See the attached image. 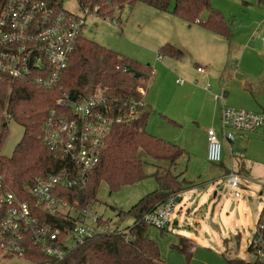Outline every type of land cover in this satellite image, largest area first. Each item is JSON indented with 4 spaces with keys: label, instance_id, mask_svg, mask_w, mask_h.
<instances>
[{
    "label": "built area",
    "instance_id": "obj_1",
    "mask_svg": "<svg viewBox=\"0 0 264 264\" xmlns=\"http://www.w3.org/2000/svg\"><path fill=\"white\" fill-rule=\"evenodd\" d=\"M61 1L60 5L45 0L0 1V83L8 78L52 89L60 83L87 17L107 20L116 29L121 25L123 6H113L108 0H76L78 12L75 13L65 9ZM116 11L119 16L114 15ZM261 40L264 52V36ZM127 69V66L122 68L123 71ZM196 70L205 75L203 66H197ZM182 81L177 79V83ZM205 89L210 90L209 83ZM137 91L141 98L130 100L124 104L125 108L114 109L113 101L99 87L81 99L72 100L64 94L57 100V105L48 111L41 123L39 138L54 154L58 168L26 180L22 187L26 197L8 189L0 175V254L25 259L28 247L32 246L49 258L42 264H58L71 250L90 239L127 231L126 228H112L108 220L93 212L90 206L81 210L71 205L60 191L86 185L113 127L135 119L139 108L145 105L146 88L139 86ZM213 98L221 102L223 91L214 93ZM218 110L220 133L214 127L206 131V159L211 163L222 159L220 136L234 141L242 132L264 131L263 112L223 103ZM10 119L2 108L3 129H8ZM224 179L233 190L240 186L239 175L234 171ZM234 195L238 197L239 193L235 191ZM177 201V193L170 194L147 212L143 221L156 229H165L171 222ZM38 213L51 220L39 217ZM256 228L249 243V260L264 264L263 223H258Z\"/></svg>",
    "mask_w": 264,
    "mask_h": 264
},
{
    "label": "trees",
    "instance_id": "obj_2",
    "mask_svg": "<svg viewBox=\"0 0 264 264\" xmlns=\"http://www.w3.org/2000/svg\"><path fill=\"white\" fill-rule=\"evenodd\" d=\"M45 1L60 5V0ZM108 1L113 6H122L125 1L133 4L136 0ZM142 1L160 11L168 10V0ZM204 12L207 16L203 20L201 15ZM171 13L188 24L198 23L223 37L229 38L231 35V24L219 10L212 7L210 0H175ZM158 54L180 58L183 51L171 44H164ZM117 65L120 69L116 68ZM123 66H127V71L122 70ZM149 69L148 65L124 57L81 34L58 86L43 89L26 81H10L8 78L0 83V110L4 108L10 118L23 127V135L11 157L0 155V175L8 189L26 197V192H22L26 180L47 175L58 168L54 154L40 140L39 131L48 111L57 105V100L64 94L77 100L89 96L99 87L113 101L114 109L125 108L124 104L130 100L138 101L141 98L137 88L146 87ZM139 110L135 119L113 127L86 185L61 189L60 195L82 210L96 200L101 183H105L110 191H115L143 180L148 176L144 168L147 159L141 155L161 162L153 175L158 187L140 198L127 211H118L120 217L133 218V223L126 227L127 231L90 239L71 250L58 264H150L156 260L163 261L158 243L147 235L149 225L143 221V217L170 194L180 192L188 184L184 178H180V174L175 175L170 171L184 150L147 132L150 109L144 105ZM6 132L0 122V144ZM160 168L164 170L163 174H160ZM38 216L51 220L42 213H38ZM258 223L264 225V209ZM262 235L264 237V229ZM229 241L231 239H226L224 243L228 245ZM237 247L239 240L236 238L235 248L232 244L229 250L223 251L228 264H261L239 258L235 251ZM247 250H251L250 245ZM25 259L36 264L49 260L39 248L32 246L28 247Z\"/></svg>",
    "mask_w": 264,
    "mask_h": 264
},
{
    "label": "crops",
    "instance_id": "obj_3",
    "mask_svg": "<svg viewBox=\"0 0 264 264\" xmlns=\"http://www.w3.org/2000/svg\"><path fill=\"white\" fill-rule=\"evenodd\" d=\"M215 7L231 24L229 38L211 32L198 23L188 24L167 10L155 17L167 22L168 26L158 35L152 48H146L149 54L143 57L144 51H137V54L132 52V55H138L136 59L144 61L150 68L144 96L145 106L150 109L146 131L181 147L184 153L179 160L186 156L188 161L196 158L207 161L206 131L208 127H214L220 133L218 108L221 103L264 113V52L261 40L264 36V8L257 0L256 9L243 11V16L239 18V14L230 12L228 8L218 4ZM201 16L204 20L207 13ZM135 23L137 30H141L138 20ZM129 43L134 45L133 42ZM164 44L181 49L183 55L180 58L168 55L158 57V50ZM197 66L204 67V76L196 70ZM179 78L183 80L182 83H177ZM207 83L210 90L205 89ZM220 91H223V100L216 102L213 94ZM258 130L264 133L262 129L245 131L234 141L220 136L222 153L223 150L225 153L220 162H208L215 165L223 176L234 171L239 176L248 177L252 172L249 165L252 161L247 149L251 141L256 143L262 139V132ZM254 162L264 165V162ZM188 184L181 190L191 195L183 226L186 232L179 228L176 220L171 223L173 230L168 228L169 225L162 230L167 237L170 236L171 249L166 251L164 258L161 253L163 261L160 262L228 264L213 237V226L221 232L220 216L217 217L215 205L209 210L204 200L210 188L196 183ZM211 198H219L217 190ZM187 217L191 218L189 222L186 221ZM217 218L218 223L215 222ZM228 245L232 246V242L229 241ZM159 249L161 252L160 246Z\"/></svg>",
    "mask_w": 264,
    "mask_h": 264
},
{
    "label": "rangeland",
    "instance_id": "obj_4",
    "mask_svg": "<svg viewBox=\"0 0 264 264\" xmlns=\"http://www.w3.org/2000/svg\"><path fill=\"white\" fill-rule=\"evenodd\" d=\"M168 1L169 9H167L172 11L175 0ZM210 3L215 9H217L215 4H218L219 6L221 5L223 8H228L230 12L239 14L240 18L243 16V11L247 10L250 12L251 9H256L257 0H210ZM61 4L68 11L75 13L78 12L76 0H62ZM122 6V13L120 15L122 24L119 27L120 30L109 25L107 20L87 17L84 22L82 36L109 49L117 51L124 57L146 65L147 63H144V61L136 59L138 55H132V52L133 54H137V51H144L142 55L143 57H146L158 35L163 32L164 27H167L168 23L156 20V15L161 11L146 4L142 0H136L133 4H128L127 1H125ZM260 7L264 8V0H260ZM119 14L120 13L117 11L114 12L115 16H119ZM135 19L138 20V25L141 30H137ZM121 29L123 30L122 32ZM97 40H100L101 43ZM129 41L133 42L134 45L130 44ZM148 47L149 49H146ZM6 131L4 139L0 144V155L11 157L16 144L23 135V127L19 123L10 119ZM258 131L262 132L261 130ZM262 135V139H258L259 141H256V143L251 141L247 149V155L250 156L252 161L249 163L252 172L248 177L240 175V186L236 187L234 190L225 183L224 176L219 173L216 166L202 158H196L195 160L191 159L188 161L185 159L186 156H184V158L177 160L170 167V171L175 175L180 174V178H184L189 182L188 185L196 183L198 185H206L210 188L208 194L204 197V200L209 207V210L215 205V212L217 217L218 215L220 216L221 222V225L219 226L221 232H219L214 226L212 227L213 237L217 240V244L221 251H225L227 248L229 250V245L224 243L225 238L231 239L234 248L237 238L239 240V247L235 250L236 254L239 258L246 260L250 259L247 247L250 243L252 234L257 229V220L260 212L264 209V165L263 163L258 162V164H256L257 162H254H264L263 132ZM224 153L223 150L222 154L224 155ZM196 154L197 153L194 155ZM141 156L147 159L144 168L148 176L145 179L131 185L122 186L115 191H110L105 183H101L97 192L96 200L90 205L91 210L107 219L112 228L118 227L122 229L130 226L133 223V218L130 216L124 218L120 217L118 216V211H127L140 198L154 191L158 187L153 175L157 171L156 166L161 165V162L147 158L144 155ZM163 172L164 170L161 169L160 174H163ZM215 190L219 193V198L214 200L211 196H213ZM235 191L239 193L238 197L234 195ZM177 198L178 201L168 228L173 230L171 223L176 220L179 222V228L183 232H186V227L183 226H185L184 219L186 217V205H188L191 195L186 193V191H181L177 193ZM190 220L191 218L187 217L186 221L189 222ZM218 221V218L217 220L215 219V222L218 223ZM191 226L195 228L194 224ZM147 235L158 242V245L161 248L162 257L164 258V256H166V251L169 248L171 249V240L168 238L170 236L167 237V234L162 230L151 226H148ZM0 264L32 263L21 257H10L0 254ZM150 264L162 263L156 260L152 261Z\"/></svg>",
    "mask_w": 264,
    "mask_h": 264
},
{
    "label": "water",
    "instance_id": "obj_5",
    "mask_svg": "<svg viewBox=\"0 0 264 264\" xmlns=\"http://www.w3.org/2000/svg\"><path fill=\"white\" fill-rule=\"evenodd\" d=\"M138 76V75H137Z\"/></svg>",
    "mask_w": 264,
    "mask_h": 264
}]
</instances>
